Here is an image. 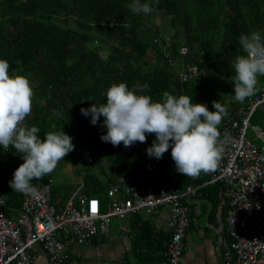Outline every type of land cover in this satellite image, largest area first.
Listing matches in <instances>:
<instances>
[{"label": "trees", "instance_id": "obj_1", "mask_svg": "<svg viewBox=\"0 0 264 264\" xmlns=\"http://www.w3.org/2000/svg\"><path fill=\"white\" fill-rule=\"evenodd\" d=\"M131 3L132 0H0V58L8 61L10 73L27 76L34 91L32 110L25 123L38 127L41 139L49 131L60 130L72 137L74 150L58 164L78 166L77 171L84 173L81 191L98 197L104 205L110 199L109 184L126 170L131 171L136 184L151 183L157 190L201 185L198 194L219 196L221 191L225 197L223 182L203 185L209 179L203 172L196 178L178 173L171 148L163 154L164 174L154 175L142 148L123 151L121 144L113 146L102 141L101 136L107 132L103 116L93 124L91 115L85 116L81 109L106 103L107 89L120 82L129 88L148 85L144 94L155 101L168 91L175 96L188 95L193 103H203L210 111L215 110L213 101L220 102L228 113L247 106L249 98L244 103L235 101L234 90L225 79H233L232 61L243 54L241 34L257 31L264 37V0H141L153 7L149 14H133L129 10ZM157 18L167 22L160 25ZM157 37L165 38L164 46L171 43V58L160 47L151 53ZM184 45L196 50L187 60L203 71L204 76L200 73L198 80H183L180 68L170 66V59L179 62ZM258 80L261 86L256 94L264 88V76ZM154 140V134H146L145 149ZM88 152L95 164L85 163ZM23 162L11 146L4 150L0 145V193L8 207L21 204L23 194L13 191L9 181ZM55 171L34 179L32 184L50 185L52 200L62 204L79 184L63 179L56 183ZM227 211L225 203L223 218Z\"/></svg>", "mask_w": 264, "mask_h": 264}, {"label": "built area", "instance_id": "obj_2", "mask_svg": "<svg viewBox=\"0 0 264 264\" xmlns=\"http://www.w3.org/2000/svg\"><path fill=\"white\" fill-rule=\"evenodd\" d=\"M162 40L165 38L154 39L151 53L160 47L171 58V43L164 46ZM195 52V48L184 45L180 48L179 62L170 59L171 67L180 68L183 80H197L200 73L203 75L197 64L187 60ZM262 105L264 88L249 98L247 106H240L224 117L219 131L221 137L227 132L230 142L218 168L207 173L209 179L203 182V185L223 182L227 197L228 211L217 242L218 264H264V129L251 124L253 114ZM250 127L259 141L248 137ZM121 147L130 151L142 144L135 142L125 147L121 143ZM148 159L155 174H161V158L148 155ZM85 163L95 164L90 152ZM33 185L34 193L23 195L20 207L14 209L15 217L6 212L7 203L0 193V264H37L38 247L47 254L50 264H66V247L74 242L89 244L98 233H107L113 217L127 218L159 208L170 211L168 226L172 231L163 264H182L187 250L185 238L192 223L188 203L201 185H190L185 190H157L151 183L136 184L131 171H121L108 190L110 200L105 209L98 197H88L81 191L83 182L63 204L54 203L50 185L42 182Z\"/></svg>", "mask_w": 264, "mask_h": 264}, {"label": "clouds", "instance_id": "obj_3", "mask_svg": "<svg viewBox=\"0 0 264 264\" xmlns=\"http://www.w3.org/2000/svg\"><path fill=\"white\" fill-rule=\"evenodd\" d=\"M129 10L149 14L154 9L149 3L132 0ZM239 44L243 54L232 61L233 86L235 101L243 103L258 91V77L264 76V37L257 31L241 34ZM9 68L8 61L0 58V145L4 150L11 146L24 161L14 171L10 187L30 195L35 191L32 181L52 173L58 162L74 150V144L62 130L49 131L41 139L40 129L25 123L32 110L34 91L27 76L10 73ZM147 88L146 84L129 88L124 82L113 83L107 89L106 103H93L81 112L90 114L93 124L103 116L107 132L101 139L113 146L144 143L146 134H154L155 140L147 148L150 157L160 159L171 148L176 171L185 177L214 172L230 142L228 133L221 137L219 131L228 109L213 101L215 110L210 111L203 103H193L188 95L175 96L168 91L155 101L144 94Z\"/></svg>", "mask_w": 264, "mask_h": 264}, {"label": "crops", "instance_id": "obj_4", "mask_svg": "<svg viewBox=\"0 0 264 264\" xmlns=\"http://www.w3.org/2000/svg\"><path fill=\"white\" fill-rule=\"evenodd\" d=\"M163 20L165 24L166 19L163 18ZM141 144L142 152L147 155L143 149L146 145ZM149 163L153 169L150 161ZM68 164L69 170L65 181L74 185L81 184L83 176L77 171L78 166L76 167L73 163ZM163 164L162 156L159 167L162 173L159 175L154 173V175L164 174ZM115 182L116 178L109 184L108 190ZM140 185L144 186L142 183ZM198 193L199 191L189 202L192 223L185 238L187 250L181 262L182 264H218L217 242L224 223L221 211L227 197H223L221 191L219 196ZM107 203L104 205L102 202L103 209L106 208ZM19 207L7 206L6 210H9V215L17 216V211L14 209ZM169 217L170 211L165 208H159L153 212L143 211L127 218L113 217L107 233H98L89 244L75 242L69 244L65 250L66 264H163L172 235L168 226ZM36 257L37 264H50L47 254L39 247L36 250Z\"/></svg>", "mask_w": 264, "mask_h": 264}, {"label": "rangeland", "instance_id": "obj_5", "mask_svg": "<svg viewBox=\"0 0 264 264\" xmlns=\"http://www.w3.org/2000/svg\"><path fill=\"white\" fill-rule=\"evenodd\" d=\"M162 18H157V22H159V24L161 25H164V20L162 19V22L161 21ZM155 20V21H156ZM167 22V20L165 21V23ZM167 26V25H166ZM167 28L169 29V26H167ZM225 83L229 84L230 85V88L232 90H234V86H233V79H225ZM259 81V80H258ZM261 86V83L259 81L258 85H257V88L259 89ZM246 102V99L245 101ZM243 102V103H244ZM251 124L252 125H256V126H260L261 128L264 129V105H262L261 107H259L258 111L255 113V115L253 116V120L251 121ZM248 137L252 140H258L259 141V138H257L255 132L253 131V129L250 127L249 128V131H248ZM64 165V166H63ZM61 164V165H57V167L55 168L57 171L54 172V177L56 179V183H60L62 182V179L63 180H66V176H67V171L69 170V164ZM97 167V166H95ZM94 167V168H95ZM95 170L97 171L98 169L95 168ZM106 179V178H105ZM77 185V184H76ZM75 192V190H73V193ZM72 193V192H71ZM72 193V194H73ZM15 217V216H14Z\"/></svg>", "mask_w": 264, "mask_h": 264}, {"label": "snow or ice", "instance_id": "obj_6", "mask_svg": "<svg viewBox=\"0 0 264 264\" xmlns=\"http://www.w3.org/2000/svg\"><path fill=\"white\" fill-rule=\"evenodd\" d=\"M93 211H95V202H93V208H92Z\"/></svg>", "mask_w": 264, "mask_h": 264}]
</instances>
